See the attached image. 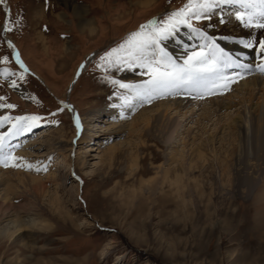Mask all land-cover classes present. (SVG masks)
I'll use <instances>...</instances> for the list:
<instances>
[{
  "label": "rangeland",
  "instance_id": "374dc122",
  "mask_svg": "<svg viewBox=\"0 0 264 264\" xmlns=\"http://www.w3.org/2000/svg\"><path fill=\"white\" fill-rule=\"evenodd\" d=\"M78 2L87 6V18L100 30L94 37L81 34L73 10L59 0H0V58L8 57L7 62H0V97L4 98L0 104L16 106L0 107V117H41L30 136L23 137L25 131H21L5 140L6 152L15 156L20 151L32 152L23 162L33 167L0 164V173L16 172L9 175L8 183L17 190L27 174L56 175L36 204L25 195L9 197L12 208L7 214L11 217L4 220L0 216V264H264V181L251 195L243 182L239 187L232 170L244 150L237 138L226 137L215 151L205 149L208 164L196 163L197 183L186 173L184 183H174L177 171L185 172L179 165L186 168L197 159L190 150L192 143L204 144L218 127L216 116L203 120L211 107L210 98L228 91L193 99L195 112L191 110L187 122L176 118L164 137L151 135L140 151L127 144L135 140L127 129L104 135L107 129L124 123L118 117L112 120L110 111L130 90L113 81L136 84L135 79L148 80L149 76L147 68L106 65L100 58L118 48L141 25L165 20L187 0H157L148 9H136L129 0ZM41 9L42 18L36 19L34 12ZM233 10L232 6L225 14L233 16ZM56 13L63 14L66 21L58 22ZM121 15L124 19L118 20ZM6 21L10 31L4 27ZM206 22L192 23L206 31ZM40 33L48 39L49 51L38 47ZM248 38L258 41L264 36L250 32ZM168 40H161L160 47L165 49ZM200 47L186 49V55ZM13 48L29 71L23 80L19 74L24 70L14 59ZM148 56L152 58V54ZM4 69H8L7 76ZM101 111L104 114L96 117ZM10 128V123H3L0 134L9 133ZM83 138L90 142L79 144ZM59 142L66 147L62 152L57 151ZM111 145H116L118 152L109 160L104 151ZM98 147L97 152H90ZM78 152L85 156L81 170L75 165ZM135 153L139 154L138 166L133 161ZM174 154L177 160L172 158ZM220 161H226L231 172L223 180L218 175ZM12 213L34 224L24 227L20 240H13L8 231L15 220Z\"/></svg>",
  "mask_w": 264,
  "mask_h": 264
},
{
  "label": "bare ground",
  "instance_id": "6f19581e",
  "mask_svg": "<svg viewBox=\"0 0 264 264\" xmlns=\"http://www.w3.org/2000/svg\"><path fill=\"white\" fill-rule=\"evenodd\" d=\"M59 1L67 8L73 10L77 26L83 36L85 35L91 38L100 32L94 20L87 18L89 11L87 10V6L85 4L79 3L78 0ZM129 1L135 4L136 9H148L157 2V0ZM229 6L232 7V5L221 6L223 13H221L220 8L215 10L216 14L212 16L211 20H207L206 22L205 32L209 36L213 37L216 43H218L226 52L231 54L233 53L239 58H244L246 61H242V63L248 67L242 69L239 67L240 72H242V78L238 77L234 83H231L230 90H228L226 95L217 98L212 97L210 98V101L208 100L211 103V107L206 110L207 113L204 115L203 120L208 119L211 121L216 116L218 117L217 123L219 128L215 127L213 134L209 135L204 144L196 145V143H192L190 150L195 153L194 155L197 159H195V161H193L194 159L191 160L186 168L183 163L179 165L181 171L185 170V172L184 174H180L179 171H177L178 176H176L174 183H184L185 173L191 177H188L190 181L194 184L197 183V179L194 176V170L198 168L196 163L202 162L203 166L208 164L205 149L215 151L217 146L220 148V146L223 145V141H225L226 137L231 136L232 138H237L240 145L243 144L242 150H244L243 154L240 150L235 167L233 165V174L237 178L239 187H242L243 182L248 189V195H251L253 191L264 181V73L259 71L257 68V65L264 60H261L258 57L257 52L254 49L244 48L243 45L239 44L238 39L246 38L247 34L250 32L261 33V35L264 36V30H249L248 28H243L242 25L235 19L234 15L227 16L225 14V11L229 10ZM43 13L44 12L41 9L34 12V16L36 19L41 20ZM63 14L66 13L63 12ZM63 14L56 13L54 15L56 17L55 19L58 22L66 21L65 18L62 19ZM221 14H223L225 18V23L223 24L219 23ZM122 19H124V15H121L118 20ZM222 32H228L229 34H220ZM45 38V35L42 33L38 34L37 44L41 50L49 51L51 48L49 43H47L48 39ZM202 43L203 41H201L199 36L192 33L188 28L181 27L173 36L169 37L168 43L165 45V51L171 55L172 59L176 61L177 64H183V61L187 56L186 49H195L200 47ZM67 50L68 48L65 49V51ZM149 54L152 53L149 51L147 55ZM233 59L238 60L236 57L234 58V56ZM230 69L231 68L224 69V73H231L232 71H230ZM37 77H39V75ZM135 81H137L136 84H140L143 81H147V79L141 78L139 80L135 79ZM127 96L133 98L128 103H125L123 98L121 101L116 102L115 109L110 111V118L112 120H116L118 117L119 120H123L124 123H121L117 127L114 126L107 129V133L104 135L121 134L124 129H127L131 134H133V136H135V140L131 143L127 142V144H129V146H133V148L137 149V151H140L147 146V138L151 135L159 139L164 137L169 130L174 127L176 118L182 117V119H185L187 122L190 119L189 113L191 110H193L192 112H195L194 107L196 108V105L195 103H192L193 99L197 100L195 99L196 97L202 99L204 97H208L207 94H204L202 91L196 89H180L175 94L167 93L163 96L156 95L150 103L134 97L131 90L127 92ZM102 113V111L96 112L95 115L97 117ZM191 116H193V114ZM30 131H33L34 133L36 130ZM46 132L47 130L44 133ZM218 136L221 137L219 138ZM64 137V134L60 136L61 139H64ZM88 140V138H83L79 144H86L90 142ZM183 145L188 147V141H184ZM65 148L66 147L63 142L58 143V152L64 151ZM99 148L100 147L96 149L91 148L90 152H97ZM104 152L107 153L105 154L106 158L111 160L114 158V155H117L116 152H118V149L116 145H111ZM17 156L26 159V156H32V152L28 150L20 151ZM172 158L177 160L176 154H174ZM133 159V161H135V165L138 166L139 154H136ZM220 163L218 175L220 180H223L224 177H229L231 172L229 173L228 171L229 164L226 161H220ZM85 164V156L82 155V152H78L75 157V165L79 170H81ZM41 169L44 168L41 167ZM41 172L42 171L40 170V173ZM15 174L16 172L11 171L0 173V216L4 218V220H8V218L11 217V215L8 216L7 214L12 208L9 204V197L11 195H25L28 199H30L32 204H36L37 201H39L41 194L44 191L46 192L45 186L47 182H54L56 180L54 172L51 175H46V177H42L38 174L37 176L27 174L22 178V185L19 186V190H17L13 189L14 185L8 183V181H11L9 175L13 176ZM168 174L169 171H167V175ZM41 198H43V196ZM14 214L12 213V217H14L15 220L11 221L12 225L8 226L10 227L8 231L13 240L17 238V240H20V235L23 234L22 232L25 229L24 227L33 226L34 224L25 223L23 220L21 221L19 219L21 218L20 216L18 218L17 215Z\"/></svg>",
  "mask_w": 264,
  "mask_h": 264
},
{
  "label": "snow or ice",
  "instance_id": "6c2138e0",
  "mask_svg": "<svg viewBox=\"0 0 264 264\" xmlns=\"http://www.w3.org/2000/svg\"><path fill=\"white\" fill-rule=\"evenodd\" d=\"M222 5L237 6L234 7L230 15H234L235 19L245 28L264 30V0H187L182 7L171 12L165 20L157 23L153 19L149 20L147 24L141 25L139 30L132 32L118 48L111 49L100 58L102 64L106 65L124 63L127 67L138 65L141 68H147V75L149 76L147 81L140 84H126L119 81H113V83L119 84L121 88L130 89L134 97L148 103L156 95L175 94L180 89H196L207 95L230 90L231 83H234L240 74L233 73L229 78L224 75V69L231 68L233 65L241 68L248 66L239 65L229 52H226L216 43L213 37L192 23L193 21L211 20L218 8L223 13ZM219 23H225L223 14L220 16ZM182 25L199 36L203 43L198 50L188 53L183 64H177L171 55L160 47V42L173 36ZM4 27L8 31L11 30L7 21ZM238 43L244 48L254 49L258 57L264 60V38L258 41L255 38H239ZM8 44L9 47H13L11 41ZM149 51L152 53V58L147 55ZM120 53H123L128 59H122ZM15 56L16 62L24 70L19 74V78L23 80L24 73L28 70L20 60L18 53ZM7 60V56L0 58V62H7ZM257 68L264 73V63L258 64ZM3 74L7 76L8 69H4ZM11 86H16L15 81L12 82ZM132 98L125 97V103H128ZM3 99L0 97V100ZM0 107L15 108L16 106L0 104ZM40 120L41 117L38 115L17 116L15 118L0 117V125L3 123L11 124L9 133L0 134V164L4 167H26L29 169L33 167L31 163H24L23 157H17L11 152H6L4 150L5 140L9 135H18L21 131H30ZM75 120L77 131H79L81 127L79 117H76ZM52 122L58 123V121ZM18 160L21 163H17Z\"/></svg>",
  "mask_w": 264,
  "mask_h": 264
}]
</instances>
